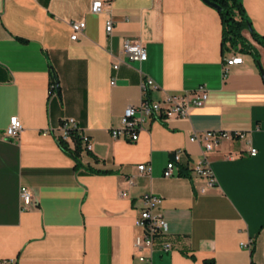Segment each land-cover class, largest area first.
<instances>
[{"label":"crops","instance_id":"obj_1","mask_svg":"<svg viewBox=\"0 0 264 264\" xmlns=\"http://www.w3.org/2000/svg\"><path fill=\"white\" fill-rule=\"evenodd\" d=\"M94 1L0 0V264H141L134 241L147 193L161 198L173 246L156 250L153 264H264V45L250 28L252 47L223 44L220 13L203 0H103L99 13ZM243 5L264 35V0ZM75 20L86 27L72 40ZM126 39L143 42L147 59H129ZM235 53L244 61L227 66ZM144 76L159 87L144 90ZM200 84L208 99L189 116L152 118L135 141L112 135L127 106L193 96ZM14 114L24 128L6 138ZM66 117L93 143L79 160L45 132ZM207 130L245 137L205 150L190 138ZM179 148L182 163L167 177ZM205 156L214 184L194 172ZM22 185L33 196L27 210ZM251 239L252 249L242 245Z\"/></svg>","mask_w":264,"mask_h":264},{"label":"built area","instance_id":"obj_2","mask_svg":"<svg viewBox=\"0 0 264 264\" xmlns=\"http://www.w3.org/2000/svg\"><path fill=\"white\" fill-rule=\"evenodd\" d=\"M103 0H95L92 3L91 10L94 13H99L102 10ZM72 26V40H76L79 34L85 29V20H75ZM114 23L112 19H108L106 29L108 33H112ZM123 51L131 60L143 61L147 59L148 52L146 46L141 41L126 39L123 44ZM244 57L241 54H232L226 58V65L242 63ZM120 67V60L112 64L113 70L116 72ZM116 83V74L111 78V84ZM142 87L144 90L148 88H158L159 84L150 76H144ZM54 85L50 86V93H54ZM208 99V91L203 84H200L193 96L189 94L173 95L169 94L162 100H151L144 98L142 102L135 105H129L125 108L122 115V126L112 129L114 137H123L135 141L139 138V132L145 128L152 118L161 117L170 119L172 117H187L190 115L193 107H201ZM24 128L23 122L19 115L14 114L10 117L9 124L5 131L6 138H17ZM79 124L76 118L66 117L54 128H48L46 133L54 131L56 138L59 141L73 140V133H79ZM80 134V133H79ZM82 138L83 150L90 151L93 149L91 137L88 134H80ZM245 137V132L237 130L230 132L228 130H207L201 133H196L191 136L193 141H204L205 150H210L213 146L220 143L223 138ZM258 152L256 147H251L250 154L256 155ZM184 150L182 148L173 151V157L167 162L164 170V175L169 177L176 173L178 165L182 163ZM138 169L142 172L150 171L151 168L146 163H141ZM194 172L200 176H205L209 179L210 184L215 183V178L208 159L205 156L199 160L194 166ZM126 195V192L123 193ZM20 198L22 202V210H27L32 206L33 196L31 190L22 185L20 187ZM161 203V198L154 193H147L142 198L141 207L136 220L137 226L141 229V233L134 241V247L139 251V260L141 264H153L154 252L156 250L169 251L172 249V242L168 236V222L165 216L158 212V207ZM249 248H253L254 240L242 242Z\"/></svg>","mask_w":264,"mask_h":264},{"label":"trees","instance_id":"obj_3","mask_svg":"<svg viewBox=\"0 0 264 264\" xmlns=\"http://www.w3.org/2000/svg\"><path fill=\"white\" fill-rule=\"evenodd\" d=\"M220 5V16L222 19V25H223V44H225L227 41L230 42L232 45H239L240 48H250L252 47L250 42L246 39V37L243 34V30L246 28H250L252 32V36L256 41H258L260 44L264 45V35L259 34L254 30V27L252 25L251 20L246 14L243 0H212ZM249 23H251V26L249 27ZM54 85V90H58V83H57V77L55 73L52 77L51 86ZM73 140L75 142L74 149L69 148L68 141H59L60 144L65 149H69V151L72 153V155L79 160V155L81 151L83 150L82 145V138L79 133L74 132L73 133Z\"/></svg>","mask_w":264,"mask_h":264},{"label":"water","instance_id":"obj_4","mask_svg":"<svg viewBox=\"0 0 264 264\" xmlns=\"http://www.w3.org/2000/svg\"><path fill=\"white\" fill-rule=\"evenodd\" d=\"M204 2H206L207 4H209L210 6L215 7L217 10H220V5L212 0H203ZM251 26V23H249V27Z\"/></svg>","mask_w":264,"mask_h":264},{"label":"rangeland","instance_id":"obj_5","mask_svg":"<svg viewBox=\"0 0 264 264\" xmlns=\"http://www.w3.org/2000/svg\"><path fill=\"white\" fill-rule=\"evenodd\" d=\"M250 19V18H249ZM251 20V19H250Z\"/></svg>","mask_w":264,"mask_h":264}]
</instances>
